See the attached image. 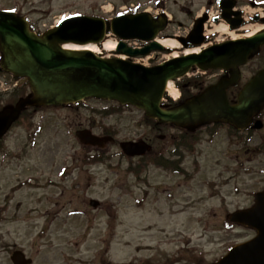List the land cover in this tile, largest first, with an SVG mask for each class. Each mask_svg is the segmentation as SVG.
<instances>
[{
  "label": "rangeland",
  "instance_id": "obj_1",
  "mask_svg": "<svg viewBox=\"0 0 264 264\" xmlns=\"http://www.w3.org/2000/svg\"><path fill=\"white\" fill-rule=\"evenodd\" d=\"M209 1L0 0V10L16 12L42 31L64 17L110 20L121 13L165 12L171 20L166 34L183 35ZM215 27L207 26V32ZM224 33L218 32V39ZM106 40L114 41L111 35ZM157 54H150L154 63L168 57ZM261 67L264 50L241 68L240 85ZM220 74L191 72L187 77L200 76L208 85ZM1 80L0 90L8 94L14 81L6 75ZM22 84L18 81L17 88ZM106 107L88 101L79 109L43 108L28 112L6 133L0 144V264H12L16 250L31 264H155L175 256L212 264L253 237L251 230L225 226V217L251 207L253 195L264 189V128L241 139L225 129L211 139L202 130L193 151H178L174 159L171 129H153L134 108L107 115L91 111ZM101 128L114 138L101 150L82 146L75 137L84 129L100 136ZM139 140L151 145V158L122 154L120 143ZM159 152L165 159L161 155L154 165ZM173 159L171 168L166 161ZM91 200L98 202L96 208Z\"/></svg>",
  "mask_w": 264,
  "mask_h": 264
},
{
  "label": "water",
  "instance_id": "obj_2",
  "mask_svg": "<svg viewBox=\"0 0 264 264\" xmlns=\"http://www.w3.org/2000/svg\"><path fill=\"white\" fill-rule=\"evenodd\" d=\"M233 3H224L225 10ZM197 21L186 39H178L182 49L200 47L205 42L202 24ZM164 15L147 13L120 15L110 21L98 17L75 16L64 19L42 35H35L27 21L13 12L0 11V69L15 79H26L30 94L14 105L0 110V140L27 108L64 107L86 99L115 102L131 106L157 124H171L194 130L210 124H227L240 131L262 123L253 119L264 107V70L257 72L241 89L234 104H229L226 91L240 79L239 67L253 58L264 46V30L254 36L229 41L204 49L200 54L175 58L161 65L146 68L117 58L104 59L90 52L66 51L62 45L101 44L111 33L119 39L116 53L131 58L143 57L165 49L152 42L165 30ZM149 42L143 49H131L123 41ZM201 72H227L214 85L165 109L160 105L168 81L185 76L191 69ZM83 146L103 148L114 142L111 137H97L88 130L75 133ZM130 158L142 157L151 147L144 141L120 144ZM93 208L98 203L91 201ZM231 223L254 230L256 236L231 248L214 264H264V190L254 195V204L228 215ZM13 264H30L20 251L13 252Z\"/></svg>",
  "mask_w": 264,
  "mask_h": 264
},
{
  "label": "flooded vegetation",
  "instance_id": "obj_3",
  "mask_svg": "<svg viewBox=\"0 0 264 264\" xmlns=\"http://www.w3.org/2000/svg\"><path fill=\"white\" fill-rule=\"evenodd\" d=\"M233 1L235 8L233 9L235 12H239V15L236 16V14H232L229 17H224L222 16V9L221 7H219V2L220 0H210L209 1V6L207 7L208 9H204L203 13L206 15L207 18H209V20L207 21V26H211L209 23L210 21H213L215 24H217L219 21H221L222 18H225V23H227L228 25L231 24L232 22H241V25L238 28H232L231 26H229L230 30H232V32L236 33L239 32L238 34V38H242L245 36L244 33H242L243 31H247L248 28H245V26L247 24H252L253 19H252V15H256L259 16V13H261L262 18H264V1L262 2H252V1H246V4L241 5L242 3L237 2L236 0H229V2ZM246 5L250 6V8H252L253 14H250L249 11L247 10ZM212 7L217 8V11L214 13L212 9ZM182 11H184L186 14H189V12L187 11L186 8H181ZM214 14V15H213ZM190 15V14H189ZM211 15L213 17H211ZM248 16L251 17L248 18ZM197 16L192 17V21L197 18ZM216 19H218L216 21ZM171 23H169L168 25H170ZM179 28L185 29L181 24H178ZM168 28V27H167ZM188 32V31H187ZM187 34V33H186ZM185 34V35H186ZM231 38L230 34H227L225 37V40H229ZM213 39V37L211 38ZM167 264V262H165ZM184 263V262H183ZM181 263V264H183ZM188 264H194V262L192 260H189Z\"/></svg>",
  "mask_w": 264,
  "mask_h": 264
},
{
  "label": "trees",
  "instance_id": "obj_4",
  "mask_svg": "<svg viewBox=\"0 0 264 264\" xmlns=\"http://www.w3.org/2000/svg\"><path fill=\"white\" fill-rule=\"evenodd\" d=\"M204 85L205 83L202 81V79H199V77H193V78H189V79H183L181 80V82L178 83V87L180 88L181 90V96H182V99L184 98H187L189 96H191V89H196L198 91L202 90L204 88ZM27 92V84L26 82H23V84L17 88V89H14L13 91H11L10 93L8 94H1L0 95V107H1V104L2 103H5V104H12L14 103L19 97H22L23 95H25ZM80 106H82V103L81 104H77L75 106L76 109H78ZM121 110V107L118 106V105H111L109 106V108L107 110H103L102 114L103 115H107V114H115V113H118V111ZM31 113V112H34V109H30V110H26L23 114H22V118L23 117H26L27 114ZM146 120V119H145ZM147 123H152L153 124V127L154 129H160L159 127L157 126H154V122L153 121H150V120H146ZM105 134H111L109 132V130L105 129ZM185 135V134H184ZM184 135H181V136H184ZM184 138V137H183ZM189 138H192L194 140H197V137L195 136H191L189 135ZM1 146V145H0ZM102 153V152H100ZM95 161H100V159H95ZM153 163L154 164H157L156 160L155 159H152Z\"/></svg>",
  "mask_w": 264,
  "mask_h": 264
},
{
  "label": "bare ground",
  "instance_id": "obj_5",
  "mask_svg": "<svg viewBox=\"0 0 264 264\" xmlns=\"http://www.w3.org/2000/svg\"><path fill=\"white\" fill-rule=\"evenodd\" d=\"M261 29H262L261 26H257V28L254 31H251L250 33H248L246 38L252 36L254 33L258 32ZM214 30L218 31L220 33H224L227 30V26L226 25H220V26L215 27ZM159 44L162 45L163 47H166V48H171V49H177L178 48V44L176 43V41L170 40V39L159 40ZM62 48L66 51H74V52H76V51L77 52L89 51L90 53L95 54V55L99 54L98 48L96 46H93V45L66 44V45H63ZM115 48H116V42L115 41L106 40V41H104V43L102 45V49L109 51V52H112L113 50H115ZM197 53H198V49H195V50H191V51H186L185 55H194ZM171 57L177 58V53L174 52ZM166 89L172 95H176L175 90H174V88L170 82L167 84Z\"/></svg>",
  "mask_w": 264,
  "mask_h": 264
}]
</instances>
